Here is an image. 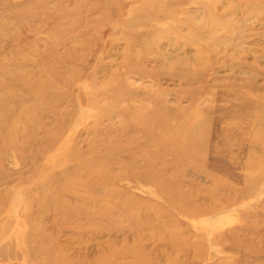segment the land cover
I'll return each mask as SVG.
<instances>
[{"label":"rangeland","instance_id":"374dc122","mask_svg":"<svg viewBox=\"0 0 264 264\" xmlns=\"http://www.w3.org/2000/svg\"><path fill=\"white\" fill-rule=\"evenodd\" d=\"M0 264H264V0H0Z\"/></svg>","mask_w":264,"mask_h":264}]
</instances>
